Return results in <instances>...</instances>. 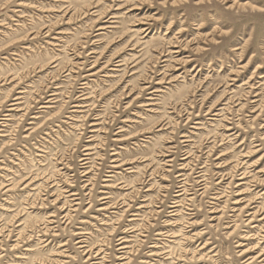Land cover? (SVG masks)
<instances>
[{"label": "rangeland", "instance_id": "obj_1", "mask_svg": "<svg viewBox=\"0 0 264 264\" xmlns=\"http://www.w3.org/2000/svg\"><path fill=\"white\" fill-rule=\"evenodd\" d=\"M0 264H264V0H0Z\"/></svg>", "mask_w": 264, "mask_h": 264}, {"label": "bare ground", "instance_id": "obj_2", "mask_svg": "<svg viewBox=\"0 0 264 264\" xmlns=\"http://www.w3.org/2000/svg\"><path fill=\"white\" fill-rule=\"evenodd\" d=\"M144 25H147V24H144ZM148 31V30H147ZM179 178H182V177H184V175H180V176H178ZM181 181H183V180H181ZM203 182V183H202ZM201 182V184H199V183H196V186L195 187H198L199 188V191H205V189H206V187H205V184H204V181H202ZM183 182H180V184H182ZM221 183H223L222 181L219 183V184H221ZM186 189H185V187L184 186H181L180 187V190L178 191V195L176 196V197H180V196H182L183 195V192L185 191ZM106 199V198H105ZM178 207V205H174L173 207H171L172 208V212L171 213H173V212H175V211H173V210H175V208H177ZM123 243V242H122ZM121 243V244H122ZM79 244H82V242H79ZM82 248V247H81ZM123 249H125V248H120V250H123Z\"/></svg>", "mask_w": 264, "mask_h": 264}]
</instances>
